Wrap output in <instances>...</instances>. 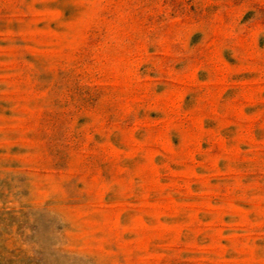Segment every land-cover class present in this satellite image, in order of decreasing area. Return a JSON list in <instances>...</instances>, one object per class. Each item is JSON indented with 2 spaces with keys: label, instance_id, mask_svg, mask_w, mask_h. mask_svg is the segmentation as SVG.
Listing matches in <instances>:
<instances>
[{
  "label": "rangeland",
  "instance_id": "1",
  "mask_svg": "<svg viewBox=\"0 0 264 264\" xmlns=\"http://www.w3.org/2000/svg\"><path fill=\"white\" fill-rule=\"evenodd\" d=\"M0 264H264V0H0Z\"/></svg>",
  "mask_w": 264,
  "mask_h": 264
}]
</instances>
